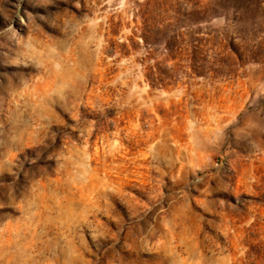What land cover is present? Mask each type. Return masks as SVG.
Listing matches in <instances>:
<instances>
[{"label":"rangeland","instance_id":"rangeland-1","mask_svg":"<svg viewBox=\"0 0 264 264\" xmlns=\"http://www.w3.org/2000/svg\"><path fill=\"white\" fill-rule=\"evenodd\" d=\"M0 264H264V0H0Z\"/></svg>","mask_w":264,"mask_h":264}]
</instances>
